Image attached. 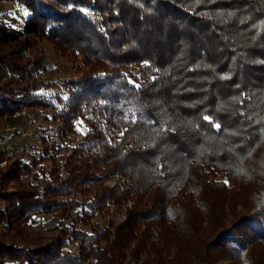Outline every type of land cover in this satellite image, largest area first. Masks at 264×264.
Returning a JSON list of instances; mask_svg holds the SVG:
<instances>
[{
  "label": "trees",
  "instance_id": "trees-1",
  "mask_svg": "<svg viewBox=\"0 0 264 264\" xmlns=\"http://www.w3.org/2000/svg\"><path fill=\"white\" fill-rule=\"evenodd\" d=\"M19 1L29 11L22 28L0 21V72L9 73L0 76V122L62 102L56 135L74 134L77 122L84 132L63 161L49 136L39 156L0 150L9 161L0 171V264H122L132 241L138 260L150 225L178 233L184 212L204 207L201 194L228 186L218 172L239 181L264 149V0ZM45 40L71 64L81 54L70 65L80 74L54 80L38 52ZM132 64L138 73L122 70ZM54 86L61 92L46 91ZM118 175L123 184L103 185ZM247 178L242 209L231 203L207 239L199 222L191 229V261L263 264L264 173ZM128 198L122 221L92 228L96 210ZM42 214L58 219L49 238L32 224Z\"/></svg>",
  "mask_w": 264,
  "mask_h": 264
},
{
  "label": "rangeland",
  "instance_id": "rangeland-1",
  "mask_svg": "<svg viewBox=\"0 0 264 264\" xmlns=\"http://www.w3.org/2000/svg\"><path fill=\"white\" fill-rule=\"evenodd\" d=\"M28 13V8H26L19 0H0V21H3L10 26L22 28ZM39 47L41 51L39 50L38 52L41 53L44 64L47 67L55 69L52 76L54 80H62L70 76L80 74V72L75 68H70V65L81 64L83 62V56L81 54L76 53L78 59L71 64L70 59L68 60L58 50H54L52 45L47 40L40 42ZM25 54L27 55L28 53ZM139 66L140 64L127 65L122 67V70L126 73L131 70L138 73ZM8 74L9 73L6 69L0 72V76L2 78H5ZM61 89L62 88L60 86H54L47 88L46 91L59 93L61 92ZM60 107H63L62 102L56 104L55 108H43L36 106L25 107L22 112L17 114L14 118H10L5 122H0V150L4 149L5 153L9 154L12 158L22 157L24 159H28L29 156L27 154L39 156L44 153L42 139L43 137L49 136V143L52 141L56 142L55 146L58 149L57 155L62 157L61 161H63V158L68 153L69 147L82 138L84 127L81 122H77L76 132L74 134H68L63 137L56 135L57 126L60 122L53 118V112L55 109ZM259 152H263V154H259ZM254 155L256 158L251 161L252 163L249 166L243 165L241 167L240 173L243 178L239 181L235 179H225L222 172H218L216 174L215 179H224L226 183H228V186L221 189H212L211 191H216V194H212L209 198H207L206 194H201V196L205 197V202H203L204 207L193 208L188 213L184 212V216L180 217L176 224L178 233L169 229H167L168 232H165L163 230L164 228H161L159 224L150 225V237L147 240V248L141 252L139 259L136 260L129 250V248H131L134 244V241H132L128 246L129 248L124 250L123 254L125 255L122 258L121 263L141 264L142 261H145L149 264H161L160 262L164 260L166 264H197V261H191V255L189 254V251L191 250H199V248L194 245L193 238L191 240V229L194 228L195 230L199 222L204 231H206L203 233L202 237L207 239L210 237L214 226H218L220 223V216L223 218L222 221L227 220V212L230 210L231 203H233L236 210L242 209L241 206L244 205L241 201L242 197L245 196L246 192L250 189L247 182L249 172L264 173V149L261 151L257 150L254 152ZM44 162L47 164L50 163L48 160H44ZM8 163V160L0 159V171H2ZM194 170V164H191L187 168L189 177ZM123 180L124 179L118 175L106 179L103 181V185L110 187L118 183L123 184ZM202 184L206 185L204 183ZM206 190L208 191L207 187ZM76 196L78 198L81 197L79 193H77ZM133 198L124 199L119 202L108 201L105 206L96 210L95 213L88 218L92 228H105L111 221L114 224L122 221L126 216V208L129 209L133 205ZM217 205V208H213ZM80 211V206H77L71 210V214L72 216H75L79 214ZM209 215L211 219L207 220L206 218L209 217ZM215 217H217L216 221L214 219ZM71 220L72 218L63 219L64 222ZM56 223H58V219L52 214L36 215L35 219L32 221L35 229L43 235H46L47 238H49L52 233H56V228H54V224ZM77 226L84 229L89 227L81 222H78ZM141 227L143 228L144 226ZM165 239L167 245L164 246L163 244H165ZM151 243H154L153 245L155 246H159L161 256L163 257L161 260L159 255L156 256L154 252L150 253V247L148 246L151 245ZM70 247L71 249H74L73 243Z\"/></svg>",
  "mask_w": 264,
  "mask_h": 264
},
{
  "label": "snow or ice",
  "instance_id": "snow-or-ice-1",
  "mask_svg": "<svg viewBox=\"0 0 264 264\" xmlns=\"http://www.w3.org/2000/svg\"><path fill=\"white\" fill-rule=\"evenodd\" d=\"M205 119L207 120V119H209L208 117H205ZM217 128H219L220 126L217 124V125H215Z\"/></svg>",
  "mask_w": 264,
  "mask_h": 264
}]
</instances>
